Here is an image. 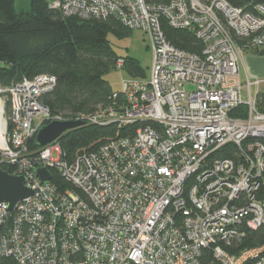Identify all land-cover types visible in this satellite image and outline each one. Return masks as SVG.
I'll use <instances>...</instances> for the list:
<instances>
[{
	"label": "built area",
	"instance_id": "obj_1",
	"mask_svg": "<svg viewBox=\"0 0 264 264\" xmlns=\"http://www.w3.org/2000/svg\"><path fill=\"white\" fill-rule=\"evenodd\" d=\"M48 6L81 19L114 16L145 32L150 74L128 75L107 105L69 118L41 100L56 83L51 74L0 84V167L33 191L12 208L0 203V255L19 264H264V244L228 250L246 230L264 227V110L252 81L240 80L245 49L264 47V3L252 10L228 0ZM164 24L190 31L200 51L175 46ZM241 105L246 116L232 117ZM50 120L129 131L69 158L59 138L32 147ZM227 146L233 156L222 155ZM39 167L48 181L38 178Z\"/></svg>",
	"mask_w": 264,
	"mask_h": 264
},
{
	"label": "trees",
	"instance_id": "obj_2",
	"mask_svg": "<svg viewBox=\"0 0 264 264\" xmlns=\"http://www.w3.org/2000/svg\"><path fill=\"white\" fill-rule=\"evenodd\" d=\"M165 3L169 0H146ZM237 6L252 10L255 3L264 0H228ZM166 36L175 45L186 50L200 51L199 42L190 31L163 26ZM129 31L114 16L81 19L63 16L61 11L48 6V0H31L29 9L17 11L14 0H0V84L9 86L24 77L51 74L56 77L52 90L41 96L43 104L55 115L70 117L78 113L91 114L107 105L113 92L106 73L116 68L117 59L124 58L130 76H144L139 63L128 56H120L108 39ZM264 101H258L261 110ZM9 102L6 100V111ZM8 112V111H7ZM232 117L246 116L243 105L229 113ZM129 129L115 125L81 124L62 132L58 143L69 158L97 150L106 141L124 135ZM32 147H38L35 140ZM227 146L222 155H234ZM58 177V176H57ZM60 179V177H58ZM264 244V227L246 230L241 242L228 247L230 252ZM0 264H19L15 257L0 255Z\"/></svg>",
	"mask_w": 264,
	"mask_h": 264
},
{
	"label": "rangeland",
	"instance_id": "obj_3",
	"mask_svg": "<svg viewBox=\"0 0 264 264\" xmlns=\"http://www.w3.org/2000/svg\"><path fill=\"white\" fill-rule=\"evenodd\" d=\"M15 1V9L19 11L20 9L27 10L30 6L31 0H14ZM109 41L112 43V47L115 52L120 56H128L129 58L135 59L140 67L143 70L144 77L149 76V69L151 66V56L152 51L150 49L151 42L149 40L148 35L139 30L133 29L129 31L126 35L122 37H117L112 33L108 35ZM238 41V40H237ZM238 42H241L239 40ZM107 79L109 86H111L112 90H118L121 88V81L129 74L126 72L125 68H114L110 72L104 74ZM193 86H186V89H191ZM244 97H246L244 93ZM1 169L2 168L0 167Z\"/></svg>",
	"mask_w": 264,
	"mask_h": 264
},
{
	"label": "water",
	"instance_id": "obj_4",
	"mask_svg": "<svg viewBox=\"0 0 264 264\" xmlns=\"http://www.w3.org/2000/svg\"><path fill=\"white\" fill-rule=\"evenodd\" d=\"M81 124H83V121L50 120L47 124L37 129L35 144L37 146L48 145L50 142L59 138L62 132L70 130V128L78 127ZM35 172L43 182L50 179L49 172L43 167H39ZM24 181L25 179L22 175H13L7 169L0 168V203L8 202L9 208H12L19 199L31 195L33 191L24 185Z\"/></svg>",
	"mask_w": 264,
	"mask_h": 264
},
{
	"label": "crops",
	"instance_id": "obj_5",
	"mask_svg": "<svg viewBox=\"0 0 264 264\" xmlns=\"http://www.w3.org/2000/svg\"><path fill=\"white\" fill-rule=\"evenodd\" d=\"M242 58L243 61L240 65V80L242 84L245 86L246 78L251 80L249 91L256 96L257 102L260 100L264 101V47L256 50L245 49ZM243 91L247 95V87Z\"/></svg>",
	"mask_w": 264,
	"mask_h": 264
},
{
	"label": "bare ground",
	"instance_id": "obj_6",
	"mask_svg": "<svg viewBox=\"0 0 264 264\" xmlns=\"http://www.w3.org/2000/svg\"><path fill=\"white\" fill-rule=\"evenodd\" d=\"M2 121H1V116H0V134H1V130H2ZM2 140V135H0V141Z\"/></svg>",
	"mask_w": 264,
	"mask_h": 264
}]
</instances>
